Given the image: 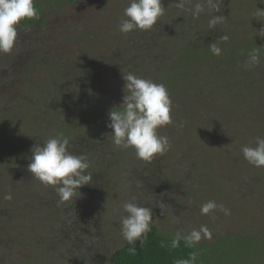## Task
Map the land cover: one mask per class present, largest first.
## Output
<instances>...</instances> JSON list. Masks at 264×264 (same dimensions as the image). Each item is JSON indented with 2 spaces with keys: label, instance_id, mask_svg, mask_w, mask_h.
Here are the masks:
<instances>
[{
  "label": "rangeland",
  "instance_id": "obj_1",
  "mask_svg": "<svg viewBox=\"0 0 264 264\" xmlns=\"http://www.w3.org/2000/svg\"><path fill=\"white\" fill-rule=\"evenodd\" d=\"M34 2L37 24L17 26L14 49L0 54V264H113L126 242L119 209L131 197L152 209L164 235L209 229L196 264H264V167L241 152L264 138V16H256L264 0H217L219 12L196 19L179 0H162L157 24L128 34L119 24L129 0ZM212 15L225 20L210 29ZM253 49L260 63L245 68ZM128 72L163 83L172 101V123L158 129L171 147L147 163L117 148L105 127L123 103ZM50 137L68 138L94 178L61 205L64 214L55 190L28 171L32 149ZM90 141L98 147L88 149ZM207 201L230 215H202ZM86 241L92 254L81 259Z\"/></svg>",
  "mask_w": 264,
  "mask_h": 264
},
{
  "label": "clouds",
  "instance_id": "obj_2",
  "mask_svg": "<svg viewBox=\"0 0 264 264\" xmlns=\"http://www.w3.org/2000/svg\"><path fill=\"white\" fill-rule=\"evenodd\" d=\"M190 0H179L176 7L186 11L196 19L205 11L216 13L220 11L217 0H198L192 7H186ZM165 8L162 0H129L124 8L119 30L128 34L135 30L150 31L163 16ZM256 16H264V10L257 9ZM39 18L34 0H0V54H9L14 49L18 37L17 26L24 20ZM225 20L223 15H212L208 21L210 29L215 28ZM227 41L228 36L221 37ZM213 55H221L218 44H211ZM260 63L259 49H253L244 67L251 68ZM125 95L123 103L109 112L110 123L107 127L112 131L108 137L120 149H133L137 159L151 162L157 155H163L171 147L167 136L158 134V129L172 123L170 115L172 101L163 83H155L144 79L135 73H124ZM69 139L50 137L43 146L32 149L31 162L28 171L44 187H52L57 196V206L72 201L80 194L79 189L92 183L93 174L87 171L90 163L83 155H74L69 150ZM243 158L252 166L264 167V138L256 137L255 146L241 148ZM11 200V194L4 197ZM160 206V205H159ZM161 207V206H160ZM220 209L225 215L230 210L215 201H207L201 205L202 215H208ZM120 232L124 241L132 247L129 253L135 255V243L142 244L151 231L152 209L140 206L136 197H131L120 206ZM211 235L206 226L192 229L187 234L177 232L172 239L171 247L177 248L183 240L188 247H195L202 238ZM197 256L192 253L187 259H180L176 264H196Z\"/></svg>",
  "mask_w": 264,
  "mask_h": 264
},
{
  "label": "trees",
  "instance_id": "obj_3",
  "mask_svg": "<svg viewBox=\"0 0 264 264\" xmlns=\"http://www.w3.org/2000/svg\"><path fill=\"white\" fill-rule=\"evenodd\" d=\"M176 1H178V0H176ZM35 7H36L37 11H39V7L36 3H35ZM37 19L38 18H34L31 20H24L18 26L27 29L34 24L36 25ZM38 25L41 26V24H38ZM214 31L217 32L216 30H214ZM140 53H141V51H140ZM137 54H139V52H137L135 55H137ZM135 55L134 54L128 55V57H126V58L130 59L132 57H135V58L142 57L140 54H139V56H135ZM166 75H168V74H166ZM169 77L172 79L171 75ZM80 103L82 106V108L80 107L82 114L86 115L88 112H90L89 108H87L85 106L84 101H81ZM105 109H106V107L104 108V106H103V109L96 110L99 112L98 116L99 115L101 116V113H103ZM93 114L95 115V112L92 113L90 117H92ZM96 118H95V120H96ZM105 127L108 128L106 125H105ZM85 144H87L88 149H90V150H92V148L98 147L97 145H95V147H93L91 141L89 143H85ZM82 146L83 145H81L79 147L81 148ZM117 159L118 158H116V160ZM92 180H94V178ZM56 196H57V194H56ZM56 205H57V202H56ZM60 207L63 208V210H64V212H61V214H64L66 212L65 208L62 207L61 205H60ZM66 213H68V212H66ZM67 216H69V215H67ZM65 218H66L65 216L62 217V219L58 220V222H60V221L63 222V220H65ZM54 223H56V222H53L51 224V226H52L51 230H53V231H54V229H57L56 227H54ZM173 238L174 237L164 235L161 232L160 227L157 224L152 223L151 224V231L147 234V239L144 241V244H142L140 240L136 241V243H135V247L137 250L136 254L132 255L129 253V249L132 247V245H129L127 242H125L121 247L117 248L116 251H114V254L111 258L112 263L113 264H176L177 260L187 259L190 257V255L192 253L196 254L197 247L196 246L195 247H188L183 240L180 242L179 247H177V248L171 247V242H172ZM87 244H88L87 241L84 242V247H83V250L81 251V259H84L85 257L90 256L92 254L90 251L84 249ZM89 244L91 246L90 241H89ZM80 261L81 260H79L78 263H76V264H79Z\"/></svg>",
  "mask_w": 264,
  "mask_h": 264
}]
</instances>
